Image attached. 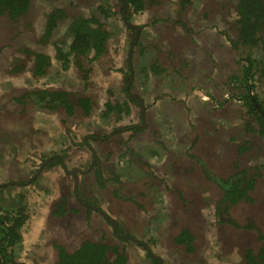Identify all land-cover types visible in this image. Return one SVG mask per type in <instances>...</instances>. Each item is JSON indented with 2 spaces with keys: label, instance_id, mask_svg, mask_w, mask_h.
<instances>
[{
  "label": "flooded vegetation",
  "instance_id": "1",
  "mask_svg": "<svg viewBox=\"0 0 264 264\" xmlns=\"http://www.w3.org/2000/svg\"><path fill=\"white\" fill-rule=\"evenodd\" d=\"M141 2L0 0V216H24L13 255L264 264V82L255 66L249 84L239 78L260 50L228 29L237 0ZM176 74H198L186 100L145 99L148 84ZM259 200L262 211L236 209Z\"/></svg>",
  "mask_w": 264,
  "mask_h": 264
},
{
  "label": "trees",
  "instance_id": "2",
  "mask_svg": "<svg viewBox=\"0 0 264 264\" xmlns=\"http://www.w3.org/2000/svg\"><path fill=\"white\" fill-rule=\"evenodd\" d=\"M126 1L127 4H133L135 10L141 9L143 6L141 0ZM180 2L183 3V8L186 9L184 1ZM235 8L237 12V18L234 22L229 21L228 29L230 30L231 28L237 32V39L239 42H244L250 48H259L260 50V56L258 59L251 58L250 56L245 57L246 64H244L245 66L243 76L239 78L240 80L242 79L243 82L249 84L248 80H251L253 76H255V73L252 71V68L255 66L259 74V79L263 80L264 82V0H237ZM182 10L179 12V16L181 15ZM181 27L182 29L179 32V35L188 36L191 29L188 28L186 22L181 21ZM106 33L107 32L101 34V44L106 43ZM102 51L103 50H99V52L103 53L104 51ZM162 71L154 69L155 74H163ZM239 78L232 76L228 79V81L230 83L231 81H236L237 79L239 80ZM242 99L248 108L249 115L257 117L256 114L258 113V109L251 100V97ZM258 102L264 109V102L261 100H258ZM260 132L264 135V129H261ZM227 198L230 199V195H228ZM235 198L232 201H234ZM23 219L24 216H0V227L4 230L3 234L0 233V237H2L0 238V264H24L23 262L18 261L13 255L12 246L15 244V242L9 238L10 235L15 239H18L21 236L19 230L23 223ZM58 264L61 263L58 262Z\"/></svg>",
  "mask_w": 264,
  "mask_h": 264
},
{
  "label": "rangeland",
  "instance_id": "3",
  "mask_svg": "<svg viewBox=\"0 0 264 264\" xmlns=\"http://www.w3.org/2000/svg\"><path fill=\"white\" fill-rule=\"evenodd\" d=\"M116 41V40H115ZM117 43H114L113 47H114V51H115V57H113L114 61H115V65H119L121 63V57L118 55V53L122 50V48H120L119 46H116ZM178 75V74H176ZM115 79L116 77L114 76H106L102 79L104 80H109V79ZM198 74H195V75H191V74H179L178 77L175 78L174 75H171L170 77H165L163 79H165V85L166 86H163V84H159V86H155L153 87L152 84H148L147 88H146V94H145V99H149L151 98L153 95H154V98L156 97V95L161 92V91H173V94H170V95H174V97H183L184 100H186L187 97H189L188 93H184L183 90H190V84H191V81L194 80L195 81H198ZM118 80V78H117ZM22 81V82H21ZM21 83V84H25L23 82H25V80H21V79H16V80H11V83ZM147 84V82L145 83ZM5 85V84H4ZM100 87L101 88H97L95 89V91L98 93V101L100 103V105L102 104V101L106 98V93H105V87L100 83ZM96 88V87H95ZM113 90V89H112ZM154 93V94H153ZM166 98V97H164ZM155 106L156 108L158 109L157 107V104L155 103ZM39 116H37L35 118V123L39 124L41 123L40 121L42 120V118L40 117V114H38ZM93 121V120H92ZM101 122L103 124H106L107 122H110L108 121V118H104L102 117L101 118ZM95 127L93 126V128L91 127L90 129H94ZM89 129V130H90ZM44 145V144H43ZM31 147V146H30ZM231 147V146H230ZM32 148V147H31ZM212 148V147H211ZM226 148H227V145H226ZM229 148V146H228ZM38 149V148H37ZM36 149V150H37ZM32 153H33V150H32ZM224 158H225V161H229L230 158H231V155H228L227 153V150H226V157H225V154L222 153ZM6 155V154H4ZM224 161V162H225ZM21 166V164H20ZM166 204H169V201L166 202ZM263 205V202L261 200L255 202V203H250V204H240L239 206H237L236 209L238 210H242L243 212H255V211H262V206ZM162 207H165L164 204L162 203L160 205V210L163 209ZM160 214L162 213V211L159 212ZM242 215H239L238 217H240ZM157 225L155 224L154 225V228H156ZM27 243L31 242V241H35L36 240V236L34 233H30V231H27ZM26 250V249H25Z\"/></svg>",
  "mask_w": 264,
  "mask_h": 264
},
{
  "label": "water",
  "instance_id": "4",
  "mask_svg": "<svg viewBox=\"0 0 264 264\" xmlns=\"http://www.w3.org/2000/svg\"><path fill=\"white\" fill-rule=\"evenodd\" d=\"M264 116V115H263Z\"/></svg>",
  "mask_w": 264,
  "mask_h": 264
}]
</instances>
